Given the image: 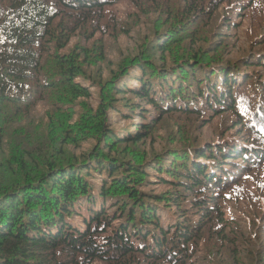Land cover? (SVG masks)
<instances>
[{"label": "trees", "instance_id": "trees-1", "mask_svg": "<svg viewBox=\"0 0 264 264\" xmlns=\"http://www.w3.org/2000/svg\"><path fill=\"white\" fill-rule=\"evenodd\" d=\"M124 3L147 53L94 82ZM0 264H264V0H0Z\"/></svg>", "mask_w": 264, "mask_h": 264}, {"label": "rangeland", "instance_id": "rangeland-1", "mask_svg": "<svg viewBox=\"0 0 264 264\" xmlns=\"http://www.w3.org/2000/svg\"><path fill=\"white\" fill-rule=\"evenodd\" d=\"M120 11L126 16L125 22H128V24L136 26L132 27V32L130 34H122L118 37L113 36H107L105 37L107 43V59L105 62L100 63L96 68H92L89 72V77H91L92 81L99 82L101 80H108L112 77L113 71H117L119 69L120 63L126 58V57H133L137 55V53L140 51L147 53V50L144 49L142 46V39L147 33V28L149 27V19L146 17L139 18L137 16L133 17L130 14L134 11L133 8H131L128 4H122L119 7ZM124 16V17H125ZM122 20V19H121ZM123 21V20H122ZM138 22L140 24L138 25ZM239 28V27H238ZM237 28V30H238ZM246 29V27H241L239 30L240 37H243V32ZM219 30V28H218ZM78 40L77 38H75ZM104 39V41H105ZM228 41V42H227ZM223 43L224 47V53L225 55H229L232 61L235 60H245L248 55L252 52L251 49L248 48L246 45H242L238 43V39L227 40ZM226 44V45H225ZM222 47V48H223ZM138 48H141V50ZM221 48V49H222ZM138 53V54H139ZM256 68L251 67L248 69V71L252 74ZM135 73L136 67L130 68V73ZM137 78V77H135ZM131 81L130 85L132 89L138 88L139 84L138 82L133 78L129 79ZM88 81V80H87ZM112 80H109L111 82ZM80 82L86 84L84 87H86L89 91L92 92V95H90V98L88 99L89 102L92 104V110L85 113L86 118H93L94 116L98 117V122H110L113 123V126L117 130H122L124 128H133V124H141L142 121L140 119V115L131 117L129 120L124 118V112L122 111H116L113 112L108 109L106 105H102L101 109L99 107L101 106L102 102H99V98L101 99V96H108L109 94L107 92H103V89L101 90L99 87L92 86L90 82H85L84 78H80ZM128 97V95H127ZM125 104V101L120 102L119 106L120 109H123ZM40 108L39 110H41ZM149 109L154 110L152 106L149 107ZM97 111V113H95ZM43 120V117L40 118V121ZM149 122V121H147ZM146 123V122H144ZM217 129V125L212 124L209 127L210 133ZM158 132L162 134H167L170 131V125L163 122L159 128L157 129ZM184 131V129H182ZM152 139L150 138L148 140V145H151ZM168 144V140H161V138H157L155 142H153V145H155L156 148H161ZM90 143L82 144V146L77 150V153L86 152L91 149ZM95 181H98L97 179H94ZM232 213H238L236 209L232 210ZM76 221H79L77 219ZM245 223V222H244Z\"/></svg>", "mask_w": 264, "mask_h": 264}]
</instances>
